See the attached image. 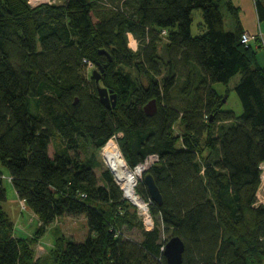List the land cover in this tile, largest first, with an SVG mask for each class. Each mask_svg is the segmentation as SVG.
<instances>
[{"label":"trees","instance_id":"obj_1","mask_svg":"<svg viewBox=\"0 0 264 264\" xmlns=\"http://www.w3.org/2000/svg\"><path fill=\"white\" fill-rule=\"evenodd\" d=\"M94 1L0 0V171L7 168L18 197L36 214L37 233L59 216L85 215L89 234L65 242L58 264H168L161 246L172 235L184 242L180 264H264V204L256 203L264 67L240 41V26L224 28L221 2L236 20L237 8L230 0H135L132 11L93 20ZM255 5L264 21V3ZM193 9L203 15L196 35ZM129 34L139 40L138 59ZM89 62L107 63L102 79L117 93L114 106L99 100ZM237 73L240 112L224 109V95L213 87ZM150 99L152 115L144 110ZM55 135L64 148L51 156ZM113 135L131 167L158 155L147 170L162 195L160 204L149 203L158 219L151 226L107 167L99 182L95 156L79 155L82 140L99 150ZM137 191L150 198L143 178ZM5 199L0 179V203ZM136 225L141 240L124 237L120 227ZM11 227L0 207V264H29L30 249Z\"/></svg>","mask_w":264,"mask_h":264},{"label":"rangeland","instance_id":"obj_2","mask_svg":"<svg viewBox=\"0 0 264 264\" xmlns=\"http://www.w3.org/2000/svg\"><path fill=\"white\" fill-rule=\"evenodd\" d=\"M32 5H36L41 2H51V3H62L64 0H29ZM135 0H95L94 8L92 10L93 20H96L98 17L103 16L111 10L119 8H128L133 10V3ZM127 2V4H125ZM222 13L225 18V27L229 25L228 22L231 19L229 11L226 10L222 5L220 6ZM203 27V15L201 9L192 10V22H191V34L196 35L202 32ZM165 39L163 38L159 45L163 43ZM128 45L130 49L136 54V59H138L139 54V40L132 36L128 35ZM263 51V48L259 51ZM88 72L91 75L92 69L96 67L95 64H88ZM118 66L124 71H129L132 76L138 77L140 79H146L148 76L142 72L138 71L135 65H125L123 63H118ZM239 75H233L227 83L216 82L213 84V87L221 92L223 95H226L225 102L223 104L224 109H232L235 112H240L242 110L241 104L239 102L238 96L234 89L235 83L238 81ZM100 85H104L102 77L99 80ZM181 81L177 80V86L172 89V94L176 95L178 93V87H180ZM179 129V123L175 125V130ZM64 144L60 139L59 135H55L49 143V154L51 156L56 152L62 151ZM79 155L82 159L87 160L91 156H95V159L98 162V165H95L94 171L99 177L100 180V171L107 167L102 161L99 150H93L92 147L85 141L80 142ZM205 155V153L203 154ZM108 168V167H107ZM2 186L6 191V199L0 203L1 209L6 214L7 218L11 221L12 224V235L16 237L19 241H24L27 243L30 249L29 264H58V257L67 241H83L89 234V228L85 215H66L59 216L49 223L43 233H37L38 226L40 224L36 214L20 200L17 195V192L12 184V181L9 177V172L6 167H2ZM264 178L260 175V182L257 187L264 193L263 190ZM258 203V202H256ZM264 204V203H262ZM105 209L107 206L105 204H100ZM100 206V207H101ZM108 218L111 219V215H108ZM158 220L154 216V221ZM143 223V222H142ZM144 225V224H143ZM159 226L162 228V225L159 223ZM123 231V235L126 238L134 239L137 241L141 240V229L138 225L133 228L126 230L124 227H120ZM161 239H164L167 234L161 231ZM100 264V263H97ZM259 264H263L260 263Z\"/></svg>","mask_w":264,"mask_h":264},{"label":"built area","instance_id":"obj_3","mask_svg":"<svg viewBox=\"0 0 264 264\" xmlns=\"http://www.w3.org/2000/svg\"><path fill=\"white\" fill-rule=\"evenodd\" d=\"M256 34H253L247 30H244L241 32L240 41L244 44H248L251 39L256 38ZM88 64H91L90 62ZM117 136L113 135L111 136L106 143L100 147L99 152L102 158V161L105 163V165L108 167V169L111 171L112 176L116 183L119 185L123 197L128 200L132 205H134L136 209V213L140 220L143 222L145 226H151L154 224V216L150 212L149 209V203L151 202V198H145L143 197L138 191L137 186L139 181L143 178V174L148 170V168L156 161L158 160V155L156 153H151L147 155V157L137 164H135L133 167L129 166L124 159L119 146L117 144ZM110 144L115 146L118 150V154L121 158V161L123 162L122 167L127 171L131 173L132 176V187H131V193H127L125 186L122 183L121 178V171H115L109 161V156L107 154L106 146ZM260 175L264 178V162L260 164ZM3 173L0 171V179H2ZM264 189V184H263ZM261 192L259 189L257 191V194ZM164 244L161 246V250H163Z\"/></svg>","mask_w":264,"mask_h":264},{"label":"water","instance_id":"obj_4","mask_svg":"<svg viewBox=\"0 0 264 264\" xmlns=\"http://www.w3.org/2000/svg\"><path fill=\"white\" fill-rule=\"evenodd\" d=\"M106 52L101 49V52ZM111 59L110 56H108ZM107 68V63H97L96 67L92 69V76L96 82V90L99 100L104 103L107 107L114 106L117 101V93L113 89L108 88L105 85H100L99 80L105 74V69ZM226 95L223 96L222 100L225 101ZM146 114L152 115L156 110L155 99H150L144 106ZM143 180L149 191L151 200L160 204L162 202V195L160 190L155 183V180L151 173L145 172L143 174ZM184 251V242L178 235L170 236L164 244L163 254L165 256L166 262L168 264H180L182 261V255Z\"/></svg>","mask_w":264,"mask_h":264},{"label":"crops","instance_id":"obj_5","mask_svg":"<svg viewBox=\"0 0 264 264\" xmlns=\"http://www.w3.org/2000/svg\"><path fill=\"white\" fill-rule=\"evenodd\" d=\"M230 1L237 8L238 17L236 20L229 13L231 15V19L228 22L229 25L226 28L224 14L222 13L224 28L226 30H234L236 26H240L243 31L247 30L253 34H256L257 35L256 38L251 39L249 41V44L255 50L256 62L258 63V65L264 67V21L259 20L257 10H256L255 0H230ZM261 1L264 3V0H261ZM221 5L222 7L226 9L223 2H221L220 6ZM261 48H263V51L261 50L259 51V49ZM181 130H182V126L180 125L177 131H181ZM256 197H257L256 202L264 203V193L259 192L256 195Z\"/></svg>","mask_w":264,"mask_h":264},{"label":"bare ground","instance_id":"obj_6","mask_svg":"<svg viewBox=\"0 0 264 264\" xmlns=\"http://www.w3.org/2000/svg\"><path fill=\"white\" fill-rule=\"evenodd\" d=\"M107 154L109 156V161L112 168L115 171H121L122 183L126 188L127 193H131L132 187V176L130 172H127L123 167V162L118 154L117 148L115 146L108 144L106 146Z\"/></svg>","mask_w":264,"mask_h":264},{"label":"clouds","instance_id":"obj_7","mask_svg":"<svg viewBox=\"0 0 264 264\" xmlns=\"http://www.w3.org/2000/svg\"><path fill=\"white\" fill-rule=\"evenodd\" d=\"M147 172V171H146Z\"/></svg>","mask_w":264,"mask_h":264}]
</instances>
